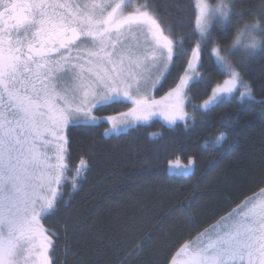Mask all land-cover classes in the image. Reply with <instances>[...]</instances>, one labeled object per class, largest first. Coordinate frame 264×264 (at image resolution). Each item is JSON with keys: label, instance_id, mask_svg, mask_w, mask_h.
Instances as JSON below:
<instances>
[{"label": "snow or ice", "instance_id": "snow-or-ice-1", "mask_svg": "<svg viewBox=\"0 0 264 264\" xmlns=\"http://www.w3.org/2000/svg\"><path fill=\"white\" fill-rule=\"evenodd\" d=\"M176 0H0V264H56L54 215L71 171L72 187L88 171L83 156L70 168V134L106 121L105 136L162 117L188 127L197 110L264 96V0H193L194 46L165 24ZM219 28L220 37L213 34ZM211 45L209 72L219 78L193 103L205 83L202 52ZM188 57L177 82L159 99L178 59ZM130 105L117 115L98 113ZM192 107L190 113L187 108ZM225 139L221 134L216 143ZM194 163L174 167L187 172ZM264 184V178L261 179ZM192 205L189 204L188 207ZM124 225L114 224V231ZM64 264L81 256L65 241ZM143 242L120 264H143ZM168 264H264V187L180 245Z\"/></svg>", "mask_w": 264, "mask_h": 264}, {"label": "trees", "instance_id": "trees-1", "mask_svg": "<svg viewBox=\"0 0 264 264\" xmlns=\"http://www.w3.org/2000/svg\"><path fill=\"white\" fill-rule=\"evenodd\" d=\"M165 20L175 38L194 46L193 0H176ZM219 38V28L213 29ZM211 45L202 52L205 83L193 90L199 104L210 91L217 72H209ZM188 57L176 60L171 75L156 92L159 99L182 74ZM264 64V52L251 62L252 75ZM257 101H264L256 89ZM130 105L118 104L98 113L118 115ZM187 110L191 113L192 107ZM106 124L74 129L70 134V168L83 156L89 168L72 187V175L62 187L54 215L42 223L58 234L56 264H64L65 241L81 256L77 264H120L128 249L143 242V264H168L183 243L215 223L220 216L253 196L264 184V103L238 101L209 112L197 110L188 127L169 128L160 121L136 126L126 133L105 136ZM225 139L216 143V137ZM186 175L169 173L171 164L188 165ZM191 204V207L188 205ZM124 227L114 231V224Z\"/></svg>", "mask_w": 264, "mask_h": 264}, {"label": "rangeland", "instance_id": "rangeland-1", "mask_svg": "<svg viewBox=\"0 0 264 264\" xmlns=\"http://www.w3.org/2000/svg\"><path fill=\"white\" fill-rule=\"evenodd\" d=\"M155 120L162 122L165 126H167L169 128L173 127V126L168 125L167 122L164 121L162 117L154 116L151 120H149L147 122H140L138 125L135 124V122H134L133 123V127L129 128V129H126L125 132H123V133H126L128 130H130V129L136 127V126L146 125V124H148V123H150L152 121H155ZM105 123L109 124L107 122H105ZM179 123H183V122L178 121L177 124H179ZM110 127H111V124H109L107 128H110ZM123 133H121V134H123ZM112 135L116 136L117 134H112ZM108 136H110V135H108ZM175 164L176 163L170 165V167H169V173L170 174L179 176V175H186V174H188L190 172V167H189V170L187 172H182L180 169L174 167Z\"/></svg>", "mask_w": 264, "mask_h": 264}, {"label": "flooded vegetation", "instance_id": "flooded-vegetation-1", "mask_svg": "<svg viewBox=\"0 0 264 264\" xmlns=\"http://www.w3.org/2000/svg\"><path fill=\"white\" fill-rule=\"evenodd\" d=\"M105 122H106V121H103V122H101V123H99V124H103V123L106 124ZM99 124H98V125H99ZM106 125L108 126L109 124H106Z\"/></svg>", "mask_w": 264, "mask_h": 264}]
</instances>
